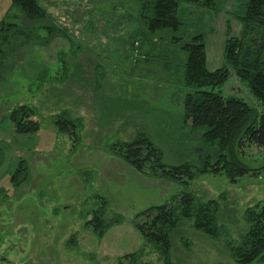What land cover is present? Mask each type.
<instances>
[{
  "label": "rangeland",
  "instance_id": "374dc122",
  "mask_svg": "<svg viewBox=\"0 0 264 264\" xmlns=\"http://www.w3.org/2000/svg\"><path fill=\"white\" fill-rule=\"evenodd\" d=\"M10 2L0 0V21L19 28L1 45L0 264H131L123 258L131 253L140 264H237L231 248L248 229L245 212L264 200V149L245 141L233 149L251 169L234 180L199 171L221 151L204 141V127L193 128L184 117L189 88L181 45L202 34L207 68H219L227 25L230 35H240L245 0H217L215 10L178 0L181 27L153 34L143 31L137 0H38L47 14L41 20L24 19ZM229 71L220 92L261 112ZM22 105L39 123L33 133H17L8 118ZM57 120L72 122L73 133L60 130ZM141 135L166 167L188 165L193 177L138 171L113 150ZM21 161L25 172L12 182ZM183 193L195 207L217 203V237L180 215ZM165 203L177 221L167 228L164 255L134 221ZM94 213L106 226L101 237L89 223Z\"/></svg>",
  "mask_w": 264,
  "mask_h": 264
},
{
  "label": "trees",
  "instance_id": "16d2710c",
  "mask_svg": "<svg viewBox=\"0 0 264 264\" xmlns=\"http://www.w3.org/2000/svg\"><path fill=\"white\" fill-rule=\"evenodd\" d=\"M140 4V16L147 33H155L163 29L177 30L181 27L177 13L178 0H137ZM191 4L216 9L217 0H185ZM10 6L19 10L24 19L41 20L47 17L38 0H11ZM241 23L239 36L230 35L227 25L226 39L223 48V64L210 71L206 65V49L203 35L197 33L191 41L181 45L186 52L183 77L189 91L184 96V117L193 128L204 127L202 135L207 143H216L221 153L212 165L205 166L200 172L211 171L223 173L230 180L250 172L237 157L233 149L240 147L242 141L264 149V0H245L237 15ZM17 24L0 21V59L1 45L7 41L11 33H18ZM178 39V38H177ZM232 67L235 75L244 82L255 96L262 111L250 107L236 97H225L218 89L229 75ZM14 130L20 134L33 133L38 130L39 123L31 117V110L19 106L8 116ZM60 130L73 133L74 124L67 120H57ZM113 150L127 164L138 171L149 168L161 177L182 181L184 176L193 177L188 165L166 167L160 159L159 150L145 136L123 143L114 144ZM227 152V153H225ZM25 172L21 161L11 181L16 182ZM18 176V177H17ZM18 178V179H17ZM17 179V180H16ZM193 197L183 193L179 198L180 215L189 219L194 217V227L211 237H217L218 205L214 200L193 205ZM248 224L242 242L231 248V254L237 264L264 263V200L248 208L245 212ZM177 218L174 208L167 203L148 207L140 212L134 226L147 243L154 244L167 254L170 247L167 228L175 226ZM91 223L93 232L101 237L106 230L100 215L93 214ZM135 253L125 255L131 258ZM119 264H126L122 261Z\"/></svg>",
  "mask_w": 264,
  "mask_h": 264
}]
</instances>
